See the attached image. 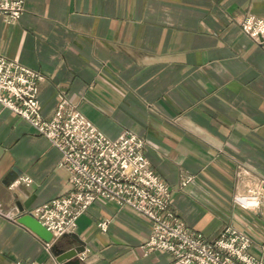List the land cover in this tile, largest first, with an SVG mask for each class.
<instances>
[{"label": "crops", "instance_id": "obj_1", "mask_svg": "<svg viewBox=\"0 0 264 264\" xmlns=\"http://www.w3.org/2000/svg\"><path fill=\"white\" fill-rule=\"evenodd\" d=\"M264 0H25L14 23L0 18V54L40 71L38 103L49 118L62 94L99 130L145 140L152 169L172 190L171 207L189 229L213 240L227 225L252 240L264 263V207L232 197L264 188V44L242 32ZM60 152L0 104V264H60L50 247L82 240L78 264H173L144 247L150 221L98 200L71 233L46 247L17 218L71 190ZM194 178L186 186L181 181ZM22 177L29 184L20 182ZM110 220L102 233L96 223Z\"/></svg>", "mask_w": 264, "mask_h": 264}, {"label": "built area", "instance_id": "obj_2", "mask_svg": "<svg viewBox=\"0 0 264 264\" xmlns=\"http://www.w3.org/2000/svg\"><path fill=\"white\" fill-rule=\"evenodd\" d=\"M25 0H0V18L16 22L24 10ZM243 33L257 44H264V19L252 14L240 22ZM43 74L0 54V104L26 120L45 137L61 155L60 165L70 173L71 190L51 198L28 213L52 235V239L71 233L78 218L94 202L107 200L129 207L150 221V234L144 247L170 253L173 264H264L250 249L251 238L231 226L225 227L212 241L189 229L171 207L172 190L150 166L145 156V140L124 129L115 138L108 137L87 119L66 96L57 95L53 114L43 117L37 95ZM187 175L186 186L193 180ZM30 183L28 177L13 181ZM239 206L258 209L264 206V189L249 190L241 196ZM0 216L15 220L0 206ZM110 220L96 223L102 232ZM49 246V242L45 243ZM87 250L77 254L85 260ZM13 264H37L16 260Z\"/></svg>", "mask_w": 264, "mask_h": 264}, {"label": "water", "instance_id": "obj_3", "mask_svg": "<svg viewBox=\"0 0 264 264\" xmlns=\"http://www.w3.org/2000/svg\"><path fill=\"white\" fill-rule=\"evenodd\" d=\"M17 221L30 230H32L36 235H38L44 242H50L52 240V235L47 231L33 216L29 213H22ZM59 239H56L51 243V251L56 257V261L60 264H78L79 260L76 259L78 253L85 249V244L82 240L75 237L76 242L78 243L75 246H70L67 249L58 248Z\"/></svg>", "mask_w": 264, "mask_h": 264}, {"label": "rangeland", "instance_id": "obj_4", "mask_svg": "<svg viewBox=\"0 0 264 264\" xmlns=\"http://www.w3.org/2000/svg\"><path fill=\"white\" fill-rule=\"evenodd\" d=\"M182 187H184V186H182ZM260 188H261V187H258L257 189H249V188H247V189L245 190L244 193H240V194H236V195H234V196L232 197V199H231L232 204L236 205L238 208H240V209H242V210H251V211H257V210H259L261 207H264V206H261L260 208H258V209H254V210H253V209H243V208H241V207L239 206V202H238V201H239V199H241V196L248 194V193H249V190H258V191H259ZM263 189H264V188H263ZM178 215H179V214H178ZM179 216H180V215H179ZM181 218H182V217H181ZM185 224H186V223H185ZM186 226H187V225H186ZM227 226H230V225H227ZM227 226H225V227H227ZM187 227H188V226H187ZM225 227H224V228H225ZM231 227H233V226H231ZM224 228H223V229H224ZM233 228H235V227H233ZM223 229H222V230H223ZM235 229H237V228H235ZM222 230H221V231H222ZM238 230H239V229H238ZM221 231H220V232H221ZM240 231H241V230H240ZM220 232H219V233H220ZM242 232H243V231H242ZM245 234H246V233H245ZM218 235H219V234H218ZM218 235H217V236H218ZM205 238H206V237H205ZM215 238H216V237H215ZM215 238H214V239H215ZM206 239H207V238H206ZM214 239H213V240H214ZM207 240H208V239H207ZM208 241H212V240H208Z\"/></svg>", "mask_w": 264, "mask_h": 264}]
</instances>
